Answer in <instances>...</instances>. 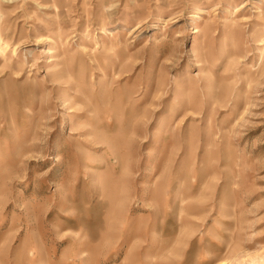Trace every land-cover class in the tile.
<instances>
[{
  "label": "rangeland",
  "instance_id": "obj_1",
  "mask_svg": "<svg viewBox=\"0 0 264 264\" xmlns=\"http://www.w3.org/2000/svg\"><path fill=\"white\" fill-rule=\"evenodd\" d=\"M0 264H264V0H0Z\"/></svg>",
  "mask_w": 264,
  "mask_h": 264
}]
</instances>
